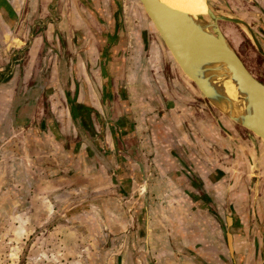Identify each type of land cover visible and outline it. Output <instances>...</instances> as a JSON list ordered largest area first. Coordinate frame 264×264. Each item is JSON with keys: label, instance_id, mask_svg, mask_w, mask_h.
Instances as JSON below:
<instances>
[{"label": "crops", "instance_id": "1", "mask_svg": "<svg viewBox=\"0 0 264 264\" xmlns=\"http://www.w3.org/2000/svg\"><path fill=\"white\" fill-rule=\"evenodd\" d=\"M29 10L0 0V264H221L211 209L245 212L238 199L252 188L232 125L188 81L173 84V102L142 87L130 105L136 147L118 151L91 128L99 106L80 74L32 39Z\"/></svg>", "mask_w": 264, "mask_h": 264}, {"label": "flooded vegetation", "instance_id": "2", "mask_svg": "<svg viewBox=\"0 0 264 264\" xmlns=\"http://www.w3.org/2000/svg\"><path fill=\"white\" fill-rule=\"evenodd\" d=\"M31 1L27 0L28 7L31 10L24 14L22 18H24L25 24L30 23L31 26L35 24L33 31H30V33H33L32 39H38L41 49H43L45 42L46 50L58 55V66L60 68L67 67L75 71V74H80L77 77L79 78L77 81L81 91L84 90L81 93L82 96L87 102L91 101L99 106L98 108L97 106L92 108L90 111L91 128H95V120L100 131H102V134L101 132L99 133L100 137L104 136L105 131L111 133L110 128L105 123V116L100 101L101 42L107 40V31L113 29L111 23V0H33L34 6H31ZM121 1L123 3V0ZM209 1L216 10L225 15H233L249 26L253 36L248 35L235 23L228 21H220L218 23L222 34L243 65L257 81L264 85V0ZM28 43L27 40L25 46ZM118 43L120 42L116 44ZM256 44L263 53L258 50ZM116 68H118L117 65L114 66L112 72V85L116 99L113 116L120 115L124 123L123 130L120 129L122 132L127 130L129 125L127 123L129 122V114L127 113V104L121 93L119 83L121 75ZM128 106L129 110H131V106L129 104ZM229 123L232 125L234 132L225 128L226 133L228 132L232 135L235 145L244 144L247 146L248 149L245 148L244 150L243 160L248 161L251 166L253 163L252 158L255 159L256 154L262 148L261 140L256 138L257 141L254 143L246 130L230 121ZM120 147L122 148V146H118L120 151H122ZM122 154L118 155V159H124ZM127 154L125 155L127 156ZM131 162L134 164L135 159L132 158ZM135 168L138 169L139 175L142 176L143 172L140 166ZM252 208H254V211L250 212V210L244 217L238 212L233 213L234 208L232 205H229L228 209H226L224 204L223 215L218 212L219 210L211 209L212 217L221 228L225 241L224 251L220 256L221 264H234V258L229 253L224 232V227L228 224V218L233 219V222H235L232 217L234 214L236 216L235 224L242 228L241 233L233 235L232 249L234 257L238 259L240 264H264V205L261 207L259 202H256ZM260 226L263 233L260 230Z\"/></svg>", "mask_w": 264, "mask_h": 264}, {"label": "water", "instance_id": "3", "mask_svg": "<svg viewBox=\"0 0 264 264\" xmlns=\"http://www.w3.org/2000/svg\"><path fill=\"white\" fill-rule=\"evenodd\" d=\"M138 2L173 61L184 77L196 87L201 98L228 121L246 130L254 143L255 138L264 143V85L243 65L222 34L218 23H235L248 35L253 36L249 26L233 15H225L215 10L209 1L207 12L203 15L177 11L162 0ZM111 13L113 29L107 31V40L101 42L100 101L105 123L112 131L118 132L120 123L113 118L112 72L115 62L121 57L115 46V42L123 36L121 0H111ZM256 46L263 53L257 44ZM101 160L108 167L107 162L102 158ZM143 195L145 207V191ZM232 217L234 218V215ZM227 220L224 232L228 250L234 258V264H240L232 249L233 235L240 233V230L234 226L233 219Z\"/></svg>", "mask_w": 264, "mask_h": 264}, {"label": "rangeland", "instance_id": "4", "mask_svg": "<svg viewBox=\"0 0 264 264\" xmlns=\"http://www.w3.org/2000/svg\"><path fill=\"white\" fill-rule=\"evenodd\" d=\"M121 4H123L122 21H123L124 35L115 42V46L121 53V57L119 60L115 62V65H117L118 68H116V70L119 71L121 75L119 83H120L122 97L128 107L127 113L129 114V118H133L134 116L137 117L136 110L134 106H131L132 109L129 110L128 104L131 105V103H134L135 105L136 103L135 97L137 96V94H142V90H141L142 87H144L145 89L148 88V92H149L148 95L144 94V97L146 99L152 98L153 93L155 94V96H157L160 86L162 87L161 90L165 93V96H160V97L164 98L165 100L172 101V99L174 98V94L172 93V90L175 91L173 88V84L178 83V86L176 87L177 89H181L184 86L185 81H188L189 83L191 82L184 77V75L181 73V71L173 61L172 57L168 53L161 39L156 34L150 21L144 14L142 7L138 3V1L123 0V3L121 1ZM117 42L120 43L116 44ZM46 49L47 46L44 42L43 51H46ZM113 52H115V48ZM180 82H182V85L180 84ZM130 85L133 86L138 85L139 90H131V89L128 90V87ZM192 86L195 87L193 84ZM127 90L129 95L127 93ZM113 101L115 107L116 99L114 95V90H113ZM208 106L211 109H213L209 104ZM213 111L215 113L217 112L214 109ZM118 117H119L118 114L113 116L115 120H117ZM223 118L226 121H228L225 117ZM133 124L134 122L131 124L129 120L130 126L128 125L127 130L122 131L125 134H122L120 131V129H122L121 124H120V129L117 130L118 132L112 131L111 128L107 125L111 130V133L113 135V140L114 141L116 140L114 144L118 151H120V149L118 148L119 145H121L122 148L125 149H127L126 147H128L130 144H132L133 147H136V142L134 141L136 136L135 133L133 132L134 130L131 128ZM255 141H257L256 138ZM261 142L260 144L262 148L258 152V154H256L255 159L252 158L253 163L250 166V172H251L250 174L252 177V180H250V182L252 183L251 185L252 188L251 190H248L249 193L248 196H246V199L245 198L238 199L240 200L239 202H241L242 200L245 203L246 205L245 212L241 211L242 210L241 206L238 209H236L232 205V207L235 208L233 213L238 212L243 217L244 215H247V213L250 210H251L250 212H252V210L254 209L252 207L255 206L256 202L257 203L259 202V205H261V207H263L264 205V198L262 197V194H264V143ZM234 159L236 160V158ZM242 161H243L242 163L246 164V160H242ZM146 197L147 196L145 192V198ZM241 204L242 202L240 203V205ZM252 204L253 206L251 207ZM229 205L230 204H225L226 209H228ZM212 213L214 212L212 211ZM235 217L236 216L234 214V219H235L234 226L237 227L241 233L242 228L235 224L236 223ZM260 230L263 233L261 226H260Z\"/></svg>", "mask_w": 264, "mask_h": 264}, {"label": "bare ground", "instance_id": "5", "mask_svg": "<svg viewBox=\"0 0 264 264\" xmlns=\"http://www.w3.org/2000/svg\"><path fill=\"white\" fill-rule=\"evenodd\" d=\"M208 1L209 0H162V2L165 3L167 6L173 8L177 11L187 13V14H191V15H203V14H205L207 12V2ZM140 6H141V4H140ZM142 10H143V8H142ZM143 12L146 15V17L148 18L147 14L145 13L144 10H143ZM148 20H149V18H148ZM151 25H152V23H151ZM153 28H154V26H153ZM155 32H156V30H155Z\"/></svg>", "mask_w": 264, "mask_h": 264}]
</instances>
